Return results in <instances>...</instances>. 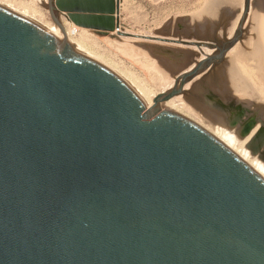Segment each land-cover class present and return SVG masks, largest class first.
Returning <instances> with one entry per match:
<instances>
[{"label": "water", "instance_id": "obj_1", "mask_svg": "<svg viewBox=\"0 0 264 264\" xmlns=\"http://www.w3.org/2000/svg\"><path fill=\"white\" fill-rule=\"evenodd\" d=\"M97 1L45 3L66 37L61 16L81 29H118L121 0ZM250 3L225 41L118 32L213 51L150 109L111 69L0 5V264H264V179L158 108L225 60ZM253 8L245 44L264 86V0Z\"/></svg>", "mask_w": 264, "mask_h": 264}, {"label": "rangeland", "instance_id": "obj_2", "mask_svg": "<svg viewBox=\"0 0 264 264\" xmlns=\"http://www.w3.org/2000/svg\"><path fill=\"white\" fill-rule=\"evenodd\" d=\"M0 1L9 2L14 6V8H19V11H27V13H30V16L33 13L32 10L35 11L36 13L33 15V18L37 19L36 21L39 20L38 22L42 24H54L46 8V0ZM217 2L220 3V6L217 7L218 14L216 13L215 15V25H213L214 30H211L210 27H208L202 34V31L199 33L200 31L198 32V30H191V32L188 24L189 20L192 19L195 14H198L200 11L205 9L204 7H206L207 3L206 0H121L120 5L122 3V10H120L119 15V28L114 29L113 31L83 28L82 39L83 42H85V45L87 47L89 46L88 48L93 56L102 58L103 61L111 65L110 67L113 66L112 69L114 68L117 72L119 70L118 73H126L125 75L130 73L129 75L136 78L139 82L149 86H154L157 83V73L151 67L159 60L155 57V54L153 56V52L150 49H148L149 55H147V51L140 52L137 44L144 43L147 46H153L154 49L160 52V54L158 52L156 55H158V58L163 60L162 62L170 61L171 63L172 60L169 59L171 58L169 55H171L170 53L172 48L193 50L194 54L198 53V49L196 47H187L173 43H162L126 37L123 38V36H121L118 32L137 34L140 36L152 35L167 39L181 38L192 42H212L216 39L225 41L233 37L234 32L239 25L243 14L241 9L244 8L245 0H217ZM250 5V11L243 27V37L236 45V47L238 46L237 52H239L238 54L236 53V57H234L235 53L231 54L235 60L232 61L233 64L230 69L231 72L236 71L240 73L246 80L249 78L248 82L252 81L250 79L251 77H248L250 76L251 70L253 73L254 71L249 68L248 70L246 69V71L245 69L243 70L241 68L242 62H240V59H250L246 49L245 38H253V0H251ZM220 28L221 30H219ZM127 45L128 47H126ZM241 48L244 49L243 53L240 54ZM94 51L96 53H94ZM197 55H199V53ZM231 55L229 56L231 57ZM201 58L202 56L200 55L197 59ZM226 61L227 58L222 63L216 66L212 65L210 69L205 71L203 77L198 80V87L193 94L185 90V92L179 96H185L188 100H190V105L193 106V108H197L201 112L206 111V114L208 113L214 121H212L213 123H216V125H219L225 130H228L229 133H232L241 142H244L246 149L250 152V154L254 158H257V161H261L260 163L264 166V139L261 138V134L259 133V127L261 126H257V123L261 124L258 121L264 120V115L260 110L256 109V98L251 101L246 98L228 96V98L225 99L221 93L216 90L217 85L219 84L218 78H220L216 71L219 68L224 67V65H226ZM187 67L188 66L182 68V66L177 65L174 71L176 73L173 72L171 74L172 78L175 79L177 74L181 72L180 70L183 69L182 71H184ZM121 71L123 73H121ZM252 87V90H254L253 92H256V85H252ZM158 91L161 92L162 90L159 89ZM188 92L191 95H188ZM181 113L200 122V119L197 118L195 113H188V111H182ZM206 124L207 123H205V125Z\"/></svg>", "mask_w": 264, "mask_h": 264}, {"label": "bare ground", "instance_id": "obj_3", "mask_svg": "<svg viewBox=\"0 0 264 264\" xmlns=\"http://www.w3.org/2000/svg\"><path fill=\"white\" fill-rule=\"evenodd\" d=\"M206 1H207L206 7H204L205 9L200 11L198 14H195L193 16V18L189 20L188 25H189L190 31L191 30L192 31L198 30V32L200 31L199 33H201V31H202V34H203L204 33L203 31H206V28H208V27H210L211 30H214L213 25H215V23H214L215 22V15L218 12L217 7L220 6L219 5L220 3H218L217 0H206ZM0 5H2V6L8 8L10 10L16 12L17 14L31 20L32 22L36 23L41 28H43L45 31H47L49 34L57 33L60 42L67 41L72 46V48L96 59L97 61H99L100 63H102L103 65H105L109 69H111L116 75H118L122 80H124V82L126 84H128V86H130L134 91H136L139 95H141L143 97V99L145 100L149 109L153 106V100L158 94H160L164 91H168L172 88V86L174 84V79L172 78L171 74L175 71L177 65L182 66V68L188 66L186 69H184V71H182L183 69L180 70L181 71L180 73H178L179 72L178 71L177 72L178 73L177 76H178L179 74H182L184 72L191 70L194 67L196 61L199 62V61H202L203 59H205V55L210 56L213 54V51L205 49V48L202 49V52H200L198 50L199 55H197L198 54L197 52H196L197 54H194L193 50L183 49V48L182 49H173L172 48L171 53L169 52L171 54V55H169V57L171 56V58L168 57L170 60H172V63L170 61L162 62L163 60L158 58V55H156L159 51L154 49L153 46H147L144 43L137 44V47L140 50V52H144V51L146 52L147 51L146 53H147V55H149L148 49H150L153 52V56L155 54V57H157V59L159 60V61H156V63H154L151 67L157 73V83L154 86H149V85H146L144 83L139 82L136 78L130 76L129 75L130 73L128 75H125L126 73H124V74L118 73L119 70L117 72L116 70H114V68L112 69L113 66L110 67L111 65H109L108 63L103 61L102 58H99V57L97 58V57L93 56L92 53L90 52V49L88 48L89 46L87 47L85 45V42H83L82 30L77 35L66 37L63 34L62 30L58 26H56L55 24H49V23H46L45 21L44 22L46 24H42V23L38 22L39 20L36 21L37 19L33 18V15L36 12L33 10H32L33 13L30 16V13H27V11H23V12L19 11L18 10L19 8L18 9L14 8V6L9 2L0 1ZM241 10L243 11V8ZM219 13H220V11H219ZM219 30H221V28ZM194 33H195V31H194ZM154 37H157V36H154ZM123 38H125V37H123ZM125 41H127V40H125ZM126 43H128V42H126ZM126 47H128V45ZM180 47H182V46H180ZM176 48H178V47H176ZM243 49L242 48L240 49V51H241L240 54L243 53ZM237 50H238V46L236 47V45H235V47H233L226 55V58H227L226 65H224V67L219 68L216 71L218 76L220 77V78H218L219 84L217 85L216 90L219 91L225 99L228 98V96H236L237 98H244V99L246 98V99H249L251 101L256 98V103H255L256 109L260 110L261 113L264 115V86L262 85L260 80L257 78V76L252 72L251 69H253V66H252L251 60L250 59L245 60L243 58L240 59V62H242L241 68L243 70L245 69V71H246V69L248 70V68H249L251 70V72L253 73L252 74L250 72V76H248V77H251L250 78L252 80L251 82H248V80H249L248 77H247L248 80H246V79H244V77H242V75L240 73H238L236 71L235 72L230 71V69L232 68V64H233L232 61L235 60L234 57H236V53L238 54V52H239V51L237 52ZM94 53H96V52L94 51ZM234 53H235V55L233 57L231 54H234ZM159 54H160V52H159ZM240 54H239V56L241 57ZM200 55L202 56V58L197 59V58H199ZM229 55H231V57ZM102 57H104V56H102ZM228 57H230V58H228ZM180 62H181V64H180ZM208 69H210V68H208ZM121 73H123V72L121 71ZM174 73H176V72H174ZM204 74L205 73L203 72L202 74L197 76L193 81L188 83L185 87V90L189 91L191 94H193L194 91H196V88L198 87V84H199L198 80L201 77H203ZM252 85H256V92H253L254 90H252V88H253ZM159 89H161L162 91L159 92L158 91ZM190 93L188 95H191ZM158 108L161 111L166 110V111H170L172 113H175V114L193 122L194 124H196L197 126L202 128L203 130H205L206 132L211 134L213 137H215L218 141H220L222 144H224L228 149H230L235 155H237L242 161H244L248 166H250L256 173H258L264 179V166L260 163L261 161L260 162L257 161L256 160L257 158H254L250 154V152L246 149L245 143L241 142L232 133H229L228 130H225L224 128L220 127L219 125H216V123H213L214 121L208 115V113L206 114V111L204 112L202 110L203 112H201L199 109L193 108V106L190 105V100H188L185 96L184 97H180V96L175 97V98H173L167 102H164V103L158 105ZM182 111H184V112L188 111V113H191V112L195 113L197 118L200 119V122L192 119L188 115L181 113ZM263 119H264V117H263ZM258 122H260L261 124L257 123L258 124L257 126H262L264 124V120L258 121ZM205 123H207L208 125L207 124L205 125Z\"/></svg>", "mask_w": 264, "mask_h": 264}, {"label": "crops", "instance_id": "obj_4", "mask_svg": "<svg viewBox=\"0 0 264 264\" xmlns=\"http://www.w3.org/2000/svg\"><path fill=\"white\" fill-rule=\"evenodd\" d=\"M70 1H72V2H86L88 5H90L93 8L95 6H101L100 3H97L98 2L97 0H86V1H83V0H70ZM107 1H111V0H107ZM120 6H121V9L120 10H122V3H121ZM92 10H96V9H92ZM78 11H85V10L84 9H76L75 10V12H78ZM78 13L79 14H82V15H85L84 13H81V12H78ZM91 15H93V16H102L101 14H97V13H93ZM61 20H62V22L64 23L65 26H71V23H69L64 16H61Z\"/></svg>", "mask_w": 264, "mask_h": 264}, {"label": "built area", "instance_id": "obj_5", "mask_svg": "<svg viewBox=\"0 0 264 264\" xmlns=\"http://www.w3.org/2000/svg\"><path fill=\"white\" fill-rule=\"evenodd\" d=\"M67 36H74L80 33L82 29L75 27L73 25L71 26H65Z\"/></svg>", "mask_w": 264, "mask_h": 264}, {"label": "flooded vegetation", "instance_id": "obj_6", "mask_svg": "<svg viewBox=\"0 0 264 264\" xmlns=\"http://www.w3.org/2000/svg\"><path fill=\"white\" fill-rule=\"evenodd\" d=\"M259 128H260L259 129V133L261 134L260 136H261L262 139H264V124L261 127H259Z\"/></svg>", "mask_w": 264, "mask_h": 264}]
</instances>
